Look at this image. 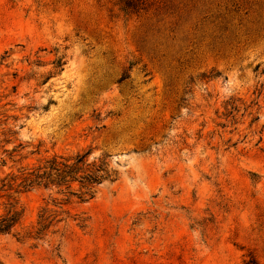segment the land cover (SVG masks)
I'll return each instance as SVG.
<instances>
[{
  "label": "rangeland",
  "instance_id": "obj_1",
  "mask_svg": "<svg viewBox=\"0 0 264 264\" xmlns=\"http://www.w3.org/2000/svg\"><path fill=\"white\" fill-rule=\"evenodd\" d=\"M88 149L117 179L19 195L0 264H264V0H0V177Z\"/></svg>",
  "mask_w": 264,
  "mask_h": 264
},
{
  "label": "trees",
  "instance_id": "obj_2",
  "mask_svg": "<svg viewBox=\"0 0 264 264\" xmlns=\"http://www.w3.org/2000/svg\"><path fill=\"white\" fill-rule=\"evenodd\" d=\"M126 6L130 7V4ZM57 63L60 67V61ZM90 154L91 149L75 155H53L40 160L32 168H21L16 174L0 177V238L12 234L22 220L19 195L42 189L61 197L59 204L66 206L75 199L80 203L93 199L100 186L117 179V172L110 168L106 158L90 161ZM5 164L2 160L0 167ZM50 213L46 204L39 215V226L46 229Z\"/></svg>",
  "mask_w": 264,
  "mask_h": 264
}]
</instances>
